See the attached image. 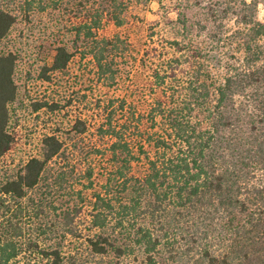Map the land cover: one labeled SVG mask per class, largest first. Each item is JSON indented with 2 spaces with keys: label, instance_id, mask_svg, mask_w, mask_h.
Returning <instances> with one entry per match:
<instances>
[{
  "label": "trees",
  "instance_id": "1",
  "mask_svg": "<svg viewBox=\"0 0 264 264\" xmlns=\"http://www.w3.org/2000/svg\"><path fill=\"white\" fill-rule=\"evenodd\" d=\"M31 1L26 0L28 11L34 4ZM50 1L59 7L56 0ZM135 1L142 0H66L67 12L81 20L74 26L77 36L94 44L89 53L102 75H114L107 58L120 50L121 40H100L97 33L110 22L122 26ZM260 4L264 6V0H216L205 7L206 21L214 30L210 37L227 46L238 41L244 55L227 66L230 72L222 82L210 72L212 67L201 63V50L192 47L186 51L179 41L171 42L181 55L168 62V76L158 72L154 76L160 88L168 84L167 78L178 84L170 93L163 92L150 113L155 128L156 117H160L161 128L149 134L131 111V147L120 130L112 126L103 130L116 138L109 149L115 163L111 173L123 180L124 189L131 183V202L118 198L115 207L108 194H96L93 225L105 230L114 219V233L131 220V238L135 239L131 253L141 251L148 264H157L153 254L161 240L140 223L143 220L158 225L163 239L180 236L189 245L183 254L198 255L187 264H264V23L258 20ZM188 7L191 4H177L174 10L180 17V9L188 11ZM233 18L235 28L231 29L227 24ZM15 23L12 12L0 10V158L14 144L9 106L18 96L17 57L4 53L1 46ZM179 23L186 26L190 21L184 18ZM73 57L67 47H58L52 64L44 68L45 81L51 79L49 72H65ZM216 65L222 67L219 62ZM75 129L85 133L86 122L79 121ZM137 143L146 163L145 169L134 175V164L141 161L135 152ZM42 144L41 157L28 160L23 171L2 186V194L26 198L66 145L54 134L46 136ZM145 144L153 154L144 149ZM67 217H71L69 212ZM111 239L101 233L88 242L95 253L106 254L117 247ZM116 249L119 255L125 254L122 248ZM0 252V264H8L16 255L12 242L0 245ZM52 256L53 264H61L58 250L41 253V258Z\"/></svg>",
  "mask_w": 264,
  "mask_h": 264
},
{
  "label": "rangeland",
  "instance_id": "2",
  "mask_svg": "<svg viewBox=\"0 0 264 264\" xmlns=\"http://www.w3.org/2000/svg\"><path fill=\"white\" fill-rule=\"evenodd\" d=\"M215 1H135L125 13L122 26L110 22L97 33L100 40H121L120 50L107 58V65L114 71L112 76L100 73L89 53L94 44L77 36L74 26L81 20L67 12L66 0H56L59 7L50 0H34L30 11L26 0H0V10L16 17L1 46L4 53L17 57L18 85L17 99L9 106V131L14 144L0 158V245L12 242L16 253L8 264H53V256L41 258V253L54 250L60 252L61 264H148L141 251L131 253L135 240L131 238V220L114 233V219L105 230L93 225L96 194H108L114 203L118 198L131 202V183L124 189L123 180L115 179L111 173L115 163L109 149L116 138L103 130L111 126L120 130L123 141L131 147V111L142 120L140 126L149 134L161 128L160 117H156L155 128L150 113L163 92L170 93L171 87L178 84L167 78L168 84L160 88L154 76L155 72L168 76V62L181 55L171 42L179 41L186 51L192 47L201 50V63L212 67L210 72L220 82L230 72L227 66L243 58L238 41L227 46L210 37L214 30L206 21L205 7ZM177 4L191 7L188 11L180 9L182 15L178 17L174 10ZM183 17L190 21L189 27L179 23ZM233 20L227 24L231 29L235 28ZM258 20L264 23L263 4L259 5ZM202 26L206 29L202 30ZM61 46L67 47L74 57L65 72H49L51 79L45 81L44 68L52 64L56 49ZM218 62L222 67L216 65ZM79 121L86 122L85 133L76 131ZM53 134L65 141V150L48 165L39 185L22 200L2 194V186L22 172L28 160L41 157L43 139ZM144 146L153 154L148 144ZM135 152L141 158L140 164H134L133 174L138 175L145 169L146 159L139 143ZM90 172L92 178L88 176ZM67 212L71 217L65 219ZM140 223L161 240L153 254L157 264H187L196 256L183 254L188 244L180 236L170 235L166 240L161 238L158 225L149 220ZM101 233L112 237L116 248H122L125 254L119 255L116 248L106 254L95 253L88 240Z\"/></svg>",
  "mask_w": 264,
  "mask_h": 264
}]
</instances>
